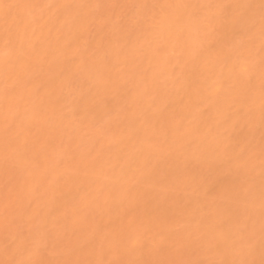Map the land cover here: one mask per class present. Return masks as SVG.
<instances>
[{"label": "bare ground", "instance_id": "bare-ground-1", "mask_svg": "<svg viewBox=\"0 0 264 264\" xmlns=\"http://www.w3.org/2000/svg\"><path fill=\"white\" fill-rule=\"evenodd\" d=\"M0 264H264V0H0Z\"/></svg>", "mask_w": 264, "mask_h": 264}]
</instances>
